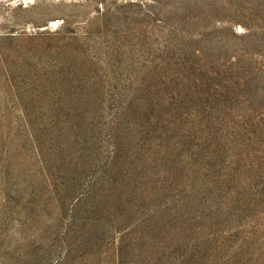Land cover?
Returning a JSON list of instances; mask_svg holds the SVG:
<instances>
[{
  "label": "rangeland",
  "instance_id": "rangeland-1",
  "mask_svg": "<svg viewBox=\"0 0 264 264\" xmlns=\"http://www.w3.org/2000/svg\"><path fill=\"white\" fill-rule=\"evenodd\" d=\"M0 264H264V0H0Z\"/></svg>",
  "mask_w": 264,
  "mask_h": 264
}]
</instances>
